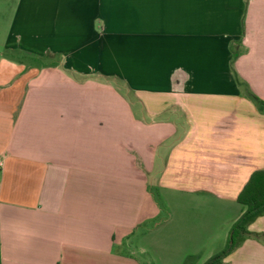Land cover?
Returning <instances> with one entry per match:
<instances>
[{"label":"crops","instance_id":"obj_1","mask_svg":"<svg viewBox=\"0 0 264 264\" xmlns=\"http://www.w3.org/2000/svg\"><path fill=\"white\" fill-rule=\"evenodd\" d=\"M256 99L264 0H0V264H204L264 172Z\"/></svg>","mask_w":264,"mask_h":264},{"label":"trees","instance_id":"obj_2","mask_svg":"<svg viewBox=\"0 0 264 264\" xmlns=\"http://www.w3.org/2000/svg\"><path fill=\"white\" fill-rule=\"evenodd\" d=\"M264 109V103L257 100ZM237 201L242 207V213L232 225L226 244L222 250L214 254L204 264H223V260L237 247L246 236H252L264 244V234H251L247 226L264 213V172L252 174ZM189 264H194L193 262Z\"/></svg>","mask_w":264,"mask_h":264},{"label":"rangeland","instance_id":"obj_3","mask_svg":"<svg viewBox=\"0 0 264 264\" xmlns=\"http://www.w3.org/2000/svg\"><path fill=\"white\" fill-rule=\"evenodd\" d=\"M153 193H154V195H155V197H158L159 198V192L158 191H153ZM163 215H164V213H163ZM143 264H147V262H144ZM151 264H154L152 261H151Z\"/></svg>","mask_w":264,"mask_h":264}]
</instances>
